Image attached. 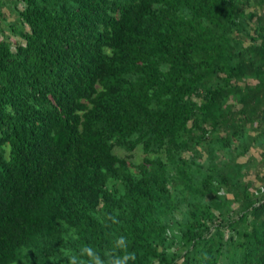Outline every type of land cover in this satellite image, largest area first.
Instances as JSON below:
<instances>
[{
    "label": "trees",
    "instance_id": "1",
    "mask_svg": "<svg viewBox=\"0 0 264 264\" xmlns=\"http://www.w3.org/2000/svg\"><path fill=\"white\" fill-rule=\"evenodd\" d=\"M120 235L264 264V0H0V264Z\"/></svg>",
    "mask_w": 264,
    "mask_h": 264
},
{
    "label": "clouds",
    "instance_id": "2",
    "mask_svg": "<svg viewBox=\"0 0 264 264\" xmlns=\"http://www.w3.org/2000/svg\"><path fill=\"white\" fill-rule=\"evenodd\" d=\"M105 219L110 220L113 224L119 222L117 214L108 215ZM69 235L73 240L79 239L75 229H72ZM128 249L127 237L120 235L112 241L110 247L103 251V254L91 245H84L79 248L78 252L65 250L64 255L67 264H135L136 253Z\"/></svg>",
    "mask_w": 264,
    "mask_h": 264
},
{
    "label": "rangeland",
    "instance_id": "3",
    "mask_svg": "<svg viewBox=\"0 0 264 264\" xmlns=\"http://www.w3.org/2000/svg\"><path fill=\"white\" fill-rule=\"evenodd\" d=\"M115 153L118 155V156H125L126 155V153H124V152H122V151H119V150H115ZM131 157H132V162L133 163H138L140 160H141V157H142V153H141V151H140V149H137V150H135L132 154H131ZM250 179H253V176L251 177H249ZM258 187H260V184H259V182L258 181H255V184H253V188L255 189V188H258Z\"/></svg>",
    "mask_w": 264,
    "mask_h": 264
}]
</instances>
